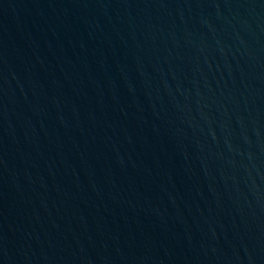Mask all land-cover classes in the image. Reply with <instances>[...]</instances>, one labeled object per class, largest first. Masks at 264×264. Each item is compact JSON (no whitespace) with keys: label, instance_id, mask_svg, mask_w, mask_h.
I'll use <instances>...</instances> for the list:
<instances>
[{"label":"water","instance_id":"95a60500","mask_svg":"<svg viewBox=\"0 0 264 264\" xmlns=\"http://www.w3.org/2000/svg\"><path fill=\"white\" fill-rule=\"evenodd\" d=\"M0 264H264V0H0Z\"/></svg>","mask_w":264,"mask_h":264}]
</instances>
